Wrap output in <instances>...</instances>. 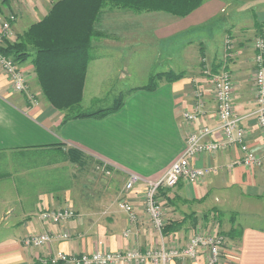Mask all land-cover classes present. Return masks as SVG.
Returning <instances> with one entry per match:
<instances>
[{"label": "crops", "instance_id": "obj_1", "mask_svg": "<svg viewBox=\"0 0 264 264\" xmlns=\"http://www.w3.org/2000/svg\"><path fill=\"white\" fill-rule=\"evenodd\" d=\"M46 1L0 0V24L13 14L11 33L18 37L46 15L52 0L40 19L29 22ZM113 15H103L97 24L102 38L95 44L104 52H92V41L80 106L86 96L89 102L100 97L97 89L108 78L103 74H112L117 63L129 58L128 64L137 66L144 84L125 92L117 111L64 123L65 113L54 109L42 95L31 58L19 64L27 74V94L15 93L0 70V264H40L38 258L96 251L143 255L162 243L184 246L194 227L187 222L167 237L155 231L143 209L144 182L165 174L182 155L191 130L216 126L211 81L220 71L232 76L234 115L244 129L246 144L263 157V165L254 170L232 166L241 155L237 147L200 155L191 165L208 169L209 174L197 182L182 180L161 190L158 200L167 224L193 214L198 222L219 227L218 232L228 238L224 264H264V140L254 116L252 87V43L256 38L264 40V0H204L184 18L161 12ZM142 37H151L148 43L154 52H138ZM115 49L129 52H108ZM169 72L184 75L173 82L162 79L154 90H144L153 75ZM194 111L199 113L198 120L186 122L183 114ZM68 151L82 154L84 165L61 157L33 171L28 163L1 160ZM93 166L105 167L110 175L95 177L88 172ZM130 175L141 182L125 193ZM122 200L138 216L136 223L120 209ZM66 208L76 217L63 225L40 220L47 210ZM60 231L70 239L52 241L39 249L23 243L31 235ZM171 264L206 262L202 256L195 262Z\"/></svg>", "mask_w": 264, "mask_h": 264}, {"label": "built area", "instance_id": "obj_2", "mask_svg": "<svg viewBox=\"0 0 264 264\" xmlns=\"http://www.w3.org/2000/svg\"><path fill=\"white\" fill-rule=\"evenodd\" d=\"M8 2H18L21 0H5ZM15 21V16L10 14L2 20L0 24L1 38H8L11 34V27ZM0 42V48H1ZM254 77L253 95L255 102V120L259 133L264 140V40L256 38L254 40ZM0 70L6 75L13 91L17 94H27V75L19 65L15 64L10 57L0 52ZM212 91L216 103L217 124L215 127H197L191 130L185 137V147L182 155L174 161L169 169L157 180L144 182L143 209L145 217L152 225L153 229L162 235V230L166 226L163 209L158 200L161 189L175 187L180 181L197 182L209 174L208 169L196 168L191 162L200 155H211L219 153L228 148L237 147L240 157L232 162V166L254 170L261 168L263 157L251 149L245 142L244 129L239 124V119L234 115L233 106V82L232 76L226 71L212 77ZM28 99H32L31 97ZM199 113L194 111L184 113L183 119L188 123L198 120ZM101 170L106 176L110 171L105 167L96 168ZM141 179L136 175L128 176L123 191L129 193L133 191L136 184ZM131 222L136 223L138 216L125 200L119 204ZM40 220L53 224L63 225L74 219L76 213L70 209L47 210L40 214ZM129 234V230L125 235ZM163 236V235H162ZM70 235L65 231L57 233H41L28 236L23 240L26 247L39 249L45 247L52 241H67ZM228 238L216 230L214 224H204L197 222L188 242L182 247H169L161 244L156 251H147L140 255L129 253H110L96 251L92 254L66 255L58 254L48 258H38L40 264H123L135 262L137 264H171L173 262L186 263L195 262L200 257L205 256L206 264H224V248Z\"/></svg>", "mask_w": 264, "mask_h": 264}, {"label": "trees", "instance_id": "obj_3", "mask_svg": "<svg viewBox=\"0 0 264 264\" xmlns=\"http://www.w3.org/2000/svg\"><path fill=\"white\" fill-rule=\"evenodd\" d=\"M203 2L204 0H58L40 21L30 25L14 43L4 41L0 52L17 65L31 58L42 95L54 109L65 113L64 123L78 118L101 117L117 111L123 101L119 98L106 110L91 113L80 111L87 64L91 58V44L93 40L102 38L97 24L101 20L103 9L110 6L134 13L161 12L184 18ZM183 75L170 72L153 75L144 90L152 91L160 80L173 82ZM67 160L78 166L84 165L82 154L75 151L67 152ZM187 222L195 227L198 219L191 214L181 221L168 223L163 228L162 235L167 237L179 231Z\"/></svg>", "mask_w": 264, "mask_h": 264}, {"label": "rangeland", "instance_id": "obj_4", "mask_svg": "<svg viewBox=\"0 0 264 264\" xmlns=\"http://www.w3.org/2000/svg\"><path fill=\"white\" fill-rule=\"evenodd\" d=\"M22 1V0H21ZM27 1V0H25ZM53 2H56L58 0H52ZM48 0L46 1V3L41 6L42 9H40L39 13H37V17H31L32 19L29 20V22L31 21H35L37 19H40L42 16V14L45 12L46 7L49 8L48 4H47ZM111 12V15L114 16L113 14L115 13H120V12H124V13H131V11L126 10H119L110 6H107L103 9L102 11V17L101 20L99 21L100 23L103 21V15H108ZM134 13V12H132ZM148 13H154V12H142V13H135V14H148ZM156 13V12H155ZM45 14V13H44ZM16 18V17H15ZM42 19V18H41ZM114 20H112L111 22H113ZM117 22V21H114ZM12 31V29H11ZM150 36V35H148ZM151 37H142V40L137 42V44H142V51H138V52H154V50L152 51L151 49V44L148 43L149 39ZM17 40V36H15L13 33L10 34V36L8 38H1V47L4 46V41H7L8 43L12 44ZM154 42V39H152ZM95 41L93 40V50L92 52H104V50H101V46L95 44ZM99 42H101V40H99ZM117 44V43H116ZM150 47V48H149ZM153 47H155V44H153ZM252 47H253V51H254V41L252 43ZM140 46H138V50H139ZM121 50V51H120ZM108 52H129L126 51L124 49H115L112 51H108ZM128 61L130 60L129 58L127 59ZM127 60H123V63H117L116 65V70L113 71L112 74H103L104 76H108V78H105L106 80L99 86V88L97 90L101 91V96L95 99H92V101H88V96L85 97L84 103L80 106V111L81 112H95L99 109H106L109 108L111 106H113V104L115 103L116 100H118L119 98H124V93L129 91V89L131 87H138L144 84V81L142 82L141 79V74L138 72L137 70V66L133 65V64H128ZM136 60H139V58H136ZM119 68L120 72H118L119 70L117 69ZM25 72V70H24ZM221 72V71H220ZM220 72H218L217 74H219ZM26 73V72H25ZM254 73V72H253ZM216 74V75H217ZM27 75V74H26ZM101 75V76H103ZM120 75H122V79L120 78ZM103 76V77H104ZM117 77H119L120 79H117ZM212 83V81H211ZM253 87V85H252ZM213 92V91H212ZM214 97V94H213ZM215 99V97H214ZM64 159V161H67V153L61 154V153H55V154H47L45 156L42 155H36V154H26V155H13L10 157H5L1 158V160L7 161V162H14V163H19L22 162L23 164L27 163L29 164V166H32V170H39L42 168V165L46 166L48 164L46 163H51L55 160H60L62 158ZM46 164V165H45ZM39 166V167H38ZM88 172H90L92 175H94L95 177H106V175L101 171V170H97L95 166L90 167V169H88ZM67 173V169H64L63 174L65 176V174ZM32 176V175H31ZM63 176V177H64ZM66 178V177H64ZM67 179V178H66ZM66 183V182H65ZM163 195H165V192L163 193ZM163 207V205H162ZM163 209V208H162ZM205 224V223H204ZM217 231L219 230V227H216Z\"/></svg>", "mask_w": 264, "mask_h": 264}]
</instances>
